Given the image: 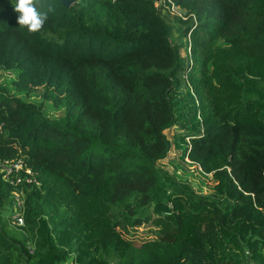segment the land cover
<instances>
[{"label":"trees","instance_id":"trees-1","mask_svg":"<svg viewBox=\"0 0 264 264\" xmlns=\"http://www.w3.org/2000/svg\"><path fill=\"white\" fill-rule=\"evenodd\" d=\"M165 1L177 41L157 0H41L39 33L0 0V162L38 182L12 232L0 168V264H264V0ZM182 118L212 193L159 165ZM146 224L155 238L127 236Z\"/></svg>","mask_w":264,"mask_h":264},{"label":"rangeland","instance_id":"rangeland-1","mask_svg":"<svg viewBox=\"0 0 264 264\" xmlns=\"http://www.w3.org/2000/svg\"><path fill=\"white\" fill-rule=\"evenodd\" d=\"M157 4L160 6L163 15L173 26V35L172 40L177 41L179 36L180 22L178 21V11L179 8H169L164 4V0H157ZM183 55H185V49L182 51ZM6 76L10 77V74H6ZM11 78V77H10ZM4 80V76L1 77L0 81ZM188 87L184 86V90L186 91ZM51 114L60 115L61 112L52 111ZM186 114V112H185ZM184 118V117H183ZM181 119L180 122L177 123L176 126L172 127L169 130H166L167 135L172 140V149L169 152L168 156L159 162V165L167 170L170 176L174 177L177 181L185 182L190 184L197 192L203 194H209L214 191V187L216 185V181L212 174H206L202 172L201 168L197 165H191L186 159L187 163H184L182 160V150L178 147V142H180V138L184 132H186V128L182 125L185 124L184 119ZM189 128V127H188ZM11 211H5L2 215V222L7 224V228L12 232H17L21 228L15 226L10 218ZM155 227L151 224H146L141 227H136L132 229L130 235L128 237L135 240L136 243L140 244L141 242L155 238ZM73 259H69L66 262H62L60 264H72Z\"/></svg>","mask_w":264,"mask_h":264},{"label":"built area","instance_id":"built-area-1","mask_svg":"<svg viewBox=\"0 0 264 264\" xmlns=\"http://www.w3.org/2000/svg\"><path fill=\"white\" fill-rule=\"evenodd\" d=\"M164 4L169 8H175V7L179 8L178 16L185 18L184 12L180 9L179 6L176 5L170 6L166 3L165 0H164ZM190 54H191V44L188 46L187 49H185L184 56L186 57L187 62L191 61ZM0 168L3 174V178L7 182L17 187L12 195L13 213H12L11 221L15 226L21 228L25 226L26 223L25 221L26 191L24 189V186L32 185L38 182L34 177L32 169L27 167L22 159L0 162ZM28 249L31 254H34L36 251L35 244L32 242H28ZM250 254L251 253L249 251H246V255L250 256ZM243 264H260V263L249 257L247 261L244 262Z\"/></svg>","mask_w":264,"mask_h":264},{"label":"clouds","instance_id":"clouds-1","mask_svg":"<svg viewBox=\"0 0 264 264\" xmlns=\"http://www.w3.org/2000/svg\"><path fill=\"white\" fill-rule=\"evenodd\" d=\"M41 0H15L14 11L19 13L18 25L26 28L29 33H39L49 19V13L54 8L49 5L47 11L38 9Z\"/></svg>","mask_w":264,"mask_h":264},{"label":"water","instance_id":"water-1","mask_svg":"<svg viewBox=\"0 0 264 264\" xmlns=\"http://www.w3.org/2000/svg\"><path fill=\"white\" fill-rule=\"evenodd\" d=\"M61 2L64 6L71 7L74 4L75 0H61Z\"/></svg>","mask_w":264,"mask_h":264}]
</instances>
